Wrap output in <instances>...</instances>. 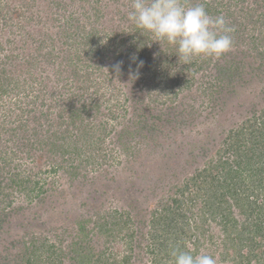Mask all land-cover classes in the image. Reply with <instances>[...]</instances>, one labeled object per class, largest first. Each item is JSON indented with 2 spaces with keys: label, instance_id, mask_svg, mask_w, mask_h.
I'll return each instance as SVG.
<instances>
[{
  "label": "rangeland",
  "instance_id": "374dc122",
  "mask_svg": "<svg viewBox=\"0 0 264 264\" xmlns=\"http://www.w3.org/2000/svg\"><path fill=\"white\" fill-rule=\"evenodd\" d=\"M131 3L0 0L7 9L6 18L0 16V70L11 80L0 102L13 108L16 98L24 110H31L24 116L29 125L25 135L30 143L43 140L32 159H22L27 165L23 178L38 181L37 191L31 199L28 192L8 191L17 208L2 225L0 250H20L24 242L40 239L62 250L63 264H74L69 246L80 241L95 253L92 264H150L155 211L179 184L214 159L230 130L264 109V66L244 46L215 58L225 64L231 54L250 57L244 58L239 79L231 86L224 82L215 97L200 88L208 82L200 75L191 90L177 86L172 95L159 90V81L171 86L178 76L164 74L162 65L155 80L146 69L148 64H161L158 50H165L150 34L146 48L152 50L147 49L145 59L139 55L140 44L132 48L122 43ZM67 30L75 34L71 45L62 33ZM94 34H99L98 42L87 46L84 36ZM75 62L82 72H93L82 87L69 78ZM118 62L119 74L113 71ZM31 74L43 85L31 82ZM25 82L34 92L23 91ZM68 105H86L88 110L74 122L60 110ZM54 135L68 137L71 154L43 147ZM249 229L245 237L251 235L255 241L238 255L239 248L226 251L224 228L212 222L207 234L214 239L207 238L198 253L214 256L217 264H264V231Z\"/></svg>",
  "mask_w": 264,
  "mask_h": 264
},
{
  "label": "trees",
  "instance_id": "16d2710c",
  "mask_svg": "<svg viewBox=\"0 0 264 264\" xmlns=\"http://www.w3.org/2000/svg\"><path fill=\"white\" fill-rule=\"evenodd\" d=\"M183 2L187 6L203 3L213 17L223 14L228 23L235 27L234 46L246 47V51L254 53L253 58L259 61L258 65L264 66V0H183ZM6 10L0 6V16L6 18ZM17 13L20 14L19 11ZM126 25V29L122 31L126 34L122 43L128 42L132 48L140 44L142 49L139 55L145 59L147 49L152 50L146 48L150 40L146 36L147 33L137 29L130 22ZM249 31L251 35L248 34ZM62 33L66 37V43L71 45L75 34L68 33V30ZM83 39L87 46L88 44L91 46L95 39L98 42L99 34L85 35ZM161 45L165 48L158 50L157 57L162 59L161 64L159 62L156 65L148 64L146 69L152 71L155 78L158 68L164 65L166 66L162 67L164 74L170 75L172 79L175 77L171 74L178 76L171 86H165L161 81L157 84L159 90L164 91L166 95H172L177 86L182 91L191 90L200 75L201 79L208 80L200 88L215 97L216 90H222L224 82L227 81L228 86H231L239 79L244 58H250L245 54L244 58L238 59L231 54V58L223 64L215 58L197 57L189 65L178 66L174 60L177 58L175 48L166 42H161ZM170 51L171 56L168 55ZM76 56L78 60H82L80 54ZM72 67V71L69 72L72 82L80 84V87L90 82L93 72L89 70L82 72L80 68L82 66L78 62L72 64ZM89 68L90 66H87L86 69ZM29 79L33 83L43 85L34 74H31ZM10 83L11 80L0 70V97L8 94L6 85ZM23 85H25L23 91L32 89L34 92L29 83L25 82ZM37 96L35 95L34 101L38 100ZM60 110L75 122L78 117L87 113L88 106L68 105L61 107ZM26 113H31V110H24L16 98L13 108H8L0 102V231L3 223L10 219L17 208L13 207L14 197L8 191L13 193L16 189L19 192H28L26 195L31 199L32 193L37 191L36 187L39 185V182L31 177H27V181L23 178V174L27 173V165L23 160L32 159V152L43 144V140L39 138L30 143L32 140L25 135L29 126L28 118H24ZM34 118L38 119L36 116ZM18 123L19 126H14ZM59 140L69 141L68 137L55 138L54 135L53 141L47 142L43 147L49 148L51 153L58 151L63 156L66 153L71 154V142L59 144ZM179 185L181 186L177 185L173 195L155 211L151 221L154 231L149 236L153 248L151 247L149 253L154 259L150 264H171L170 253L173 247L191 250L193 254H197L207 238L210 241L214 239L207 234L212 222L224 228L222 242L226 251L239 248L240 255L249 243L252 245L255 237L251 235L245 237L248 230L250 233L249 227L264 231V109L252 114L237 128L230 130L214 159ZM240 216L244 219L241 220ZM234 232H237V238ZM130 237L132 239L133 235ZM128 238L129 236H126L127 240ZM79 242L75 241L69 246V252L73 253L72 261L74 264H92L93 258L96 257L95 253ZM28 243L24 242L25 246L15 251H12L10 246H4L0 250V264H63L62 250H58L55 245L47 241L40 242V239ZM44 253L47 256L42 258ZM226 255L228 256L227 253ZM248 261L250 263L252 259Z\"/></svg>",
  "mask_w": 264,
  "mask_h": 264
},
{
  "label": "clouds",
  "instance_id": "9594fccd",
  "mask_svg": "<svg viewBox=\"0 0 264 264\" xmlns=\"http://www.w3.org/2000/svg\"><path fill=\"white\" fill-rule=\"evenodd\" d=\"M127 20L153 36L154 42L173 46L178 66L189 65L197 57L218 59L234 46L235 27L223 14L210 15L203 3L187 6L183 0H132ZM121 63L113 65L117 74L121 71ZM138 74V71L131 74L132 78ZM170 255L171 264H217L210 254H193L179 247H173Z\"/></svg>",
  "mask_w": 264,
  "mask_h": 264
}]
</instances>
